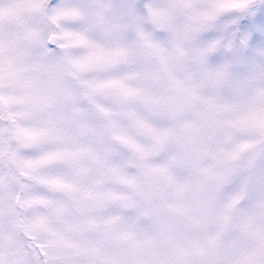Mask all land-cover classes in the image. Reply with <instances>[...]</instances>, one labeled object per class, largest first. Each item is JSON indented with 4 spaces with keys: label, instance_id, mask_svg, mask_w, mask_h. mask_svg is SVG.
Listing matches in <instances>:
<instances>
[{
    "label": "snow or ice",
    "instance_id": "snow-or-ice-1",
    "mask_svg": "<svg viewBox=\"0 0 264 264\" xmlns=\"http://www.w3.org/2000/svg\"><path fill=\"white\" fill-rule=\"evenodd\" d=\"M0 264H264V0H0Z\"/></svg>",
    "mask_w": 264,
    "mask_h": 264
}]
</instances>
